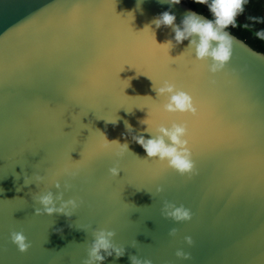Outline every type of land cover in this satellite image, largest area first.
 I'll use <instances>...</instances> for the list:
<instances>
[{"label":"water","instance_id":"obj_1","mask_svg":"<svg viewBox=\"0 0 264 264\" xmlns=\"http://www.w3.org/2000/svg\"><path fill=\"white\" fill-rule=\"evenodd\" d=\"M0 264H264V53L180 0H0Z\"/></svg>","mask_w":264,"mask_h":264},{"label":"trees","instance_id":"obj_2","mask_svg":"<svg viewBox=\"0 0 264 264\" xmlns=\"http://www.w3.org/2000/svg\"><path fill=\"white\" fill-rule=\"evenodd\" d=\"M188 3L222 27L264 53L263 0H217L211 7L202 0H180Z\"/></svg>","mask_w":264,"mask_h":264},{"label":"built area","instance_id":"obj_3","mask_svg":"<svg viewBox=\"0 0 264 264\" xmlns=\"http://www.w3.org/2000/svg\"><path fill=\"white\" fill-rule=\"evenodd\" d=\"M202 1L211 7H215L217 4V0H202ZM263 5H264V0H263Z\"/></svg>","mask_w":264,"mask_h":264}]
</instances>
